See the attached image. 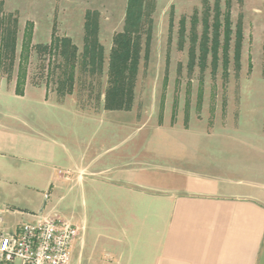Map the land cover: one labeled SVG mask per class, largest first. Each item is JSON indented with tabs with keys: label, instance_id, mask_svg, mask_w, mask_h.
Wrapping results in <instances>:
<instances>
[{
	"label": "rangeland",
	"instance_id": "1",
	"mask_svg": "<svg viewBox=\"0 0 264 264\" xmlns=\"http://www.w3.org/2000/svg\"><path fill=\"white\" fill-rule=\"evenodd\" d=\"M208 1L214 7L216 0ZM226 2L221 0L222 14L227 11ZM230 3L232 36L228 76L224 69L221 30L219 65L214 77L213 54L208 55L204 72L197 66L190 73L188 67L194 23L200 57L205 29L204 0H150L147 10L151 11L152 39L147 59V35L142 39L133 106L130 110L110 111L105 108L109 59L114 37L125 27L128 0H0V17L11 14L19 22L14 64L2 70L0 90L15 94L24 31L27 23H32L33 46H49L55 33L58 38L72 40L78 48V59L74 92L63 97L58 93L63 73L62 55L59 51L50 55L47 51L33 50L25 94L46 93V101L64 107L59 115L62 118L71 114L67 130L72 133L81 132L82 116L96 117L94 126L85 130L83 138L104 136L100 146L101 154L106 152L103 158L131 150L137 156L151 154L155 159L157 153L182 149L186 159L199 160L207 166L213 162H209V157H217L221 160L217 162L220 168L214 172L225 173L234 181L241 178L260 181L264 179V0H230ZM88 12L99 23L98 39L105 55L102 72L92 71L84 64ZM213 16L212 10L210 23ZM182 19L186 22L183 47ZM239 27L242 29L240 47L237 46ZM210 37L212 45V29ZM200 88L203 89L201 102ZM174 114L176 120L172 122ZM109 148L113 149L107 151ZM228 161L232 167L226 171ZM200 162L197 163L200 169L208 171ZM32 201L17 200V207L29 212L41 208L45 212L53 211L59 218L70 219L81 228V236L73 247L72 264H79L77 258L81 252L82 264L116 263L111 250L103 251V246H111L113 242L109 210L85 208L79 194L68 196L63 190L61 193L51 190L45 197L35 196ZM7 221L10 225L12 218L7 216Z\"/></svg>",
	"mask_w": 264,
	"mask_h": 264
},
{
	"label": "crops",
	"instance_id": "2",
	"mask_svg": "<svg viewBox=\"0 0 264 264\" xmlns=\"http://www.w3.org/2000/svg\"><path fill=\"white\" fill-rule=\"evenodd\" d=\"M45 94L0 90L3 228L42 210H20L17 200L63 190L79 194L85 208L111 212L113 242L103 251L115 264H264V179L234 181L214 172L217 157L207 166L182 149L155 159L131 150L103 158L104 136L83 138L96 117L82 116L81 132L72 133L71 114L61 118L65 108Z\"/></svg>",
	"mask_w": 264,
	"mask_h": 264
},
{
	"label": "trees",
	"instance_id": "3",
	"mask_svg": "<svg viewBox=\"0 0 264 264\" xmlns=\"http://www.w3.org/2000/svg\"><path fill=\"white\" fill-rule=\"evenodd\" d=\"M150 0H128L126 21L123 32L114 37V45L109 59L108 88L105 93V108L110 111L130 110L135 100L134 88L137 83V76L142 59V39L147 35L145 58L149 56V48L152 39V25L150 24L151 11L147 8ZM227 11L222 14L221 0H216L214 7H211L208 0H204L205 18L203 21L204 34L200 45V57L197 55L196 24H193L191 34L192 45L189 50V72L193 73L198 66L201 72L206 70L207 57L213 54V76L217 75L219 63V49L221 46V30H223L224 43V69L228 76V52L232 36L231 22V3L227 0ZM214 16L210 23L211 11ZM224 15V16H223ZM18 20L13 15H3L0 17V75L2 70L12 67L16 55L18 38ZM99 23L93 18V14L88 12L85 23V45H84V64L89 66L92 71H101L105 63L104 47L98 39ZM186 29L185 19L181 21V46L183 47L184 35ZM212 29V45L210 30ZM33 24L27 23L22 42L20 63L16 78L15 94L24 96L28 76V62L33 50L47 51L53 55L59 51L63 57V73L59 79L58 93L63 97L71 95L74 92L76 79V66L78 59V48L72 43L70 38H58L54 33L49 46H33ZM242 29L238 28L237 46H241ZM8 73V72H7ZM10 76V73L9 75ZM1 78V77H0ZM199 99L202 96L203 89L200 88ZM201 102V99H200ZM201 106V103L200 105ZM174 114L172 122H175ZM188 123V115L186 117Z\"/></svg>",
	"mask_w": 264,
	"mask_h": 264
},
{
	"label": "built area",
	"instance_id": "4",
	"mask_svg": "<svg viewBox=\"0 0 264 264\" xmlns=\"http://www.w3.org/2000/svg\"><path fill=\"white\" fill-rule=\"evenodd\" d=\"M0 207V264H71L81 228L70 219L44 209L32 219L3 228Z\"/></svg>",
	"mask_w": 264,
	"mask_h": 264
}]
</instances>
